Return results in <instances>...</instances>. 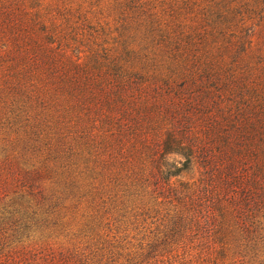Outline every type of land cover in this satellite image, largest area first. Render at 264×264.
Segmentation results:
<instances>
[{"label": "trees", "instance_id": "1", "mask_svg": "<svg viewBox=\"0 0 264 264\" xmlns=\"http://www.w3.org/2000/svg\"><path fill=\"white\" fill-rule=\"evenodd\" d=\"M102 1L0 0V148L57 166L89 215L152 211L169 241L204 229L264 264V0H113V23Z\"/></svg>", "mask_w": 264, "mask_h": 264}, {"label": "rangeland", "instance_id": "2", "mask_svg": "<svg viewBox=\"0 0 264 264\" xmlns=\"http://www.w3.org/2000/svg\"><path fill=\"white\" fill-rule=\"evenodd\" d=\"M113 9V0L93 7L97 17L110 23L115 18ZM254 39L256 48L264 50V21L256 25ZM6 154L0 148V235H5L0 255L11 254L16 264H36L38 256L46 257L50 264L65 260L69 264H242L244 249L236 239L234 243L229 239L233 244L223 248L200 229L197 238H180L177 232V240L169 241L166 223L152 211L118 209L104 218L89 215V203L77 207L71 198L60 199L57 166L51 164L50 170L41 174L35 171L37 158ZM51 187L55 189L50 192L56 195L49 205L53 214L29 221V228L16 226L20 216L29 219L31 209H25L33 203L32 192ZM16 208L21 212L14 211ZM244 262L258 264L248 259Z\"/></svg>", "mask_w": 264, "mask_h": 264}]
</instances>
